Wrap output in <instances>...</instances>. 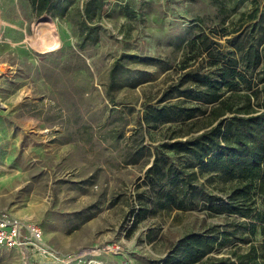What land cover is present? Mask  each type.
I'll return each mask as SVG.
<instances>
[{
    "label": "rangeland",
    "instance_id": "obj_1",
    "mask_svg": "<svg viewBox=\"0 0 264 264\" xmlns=\"http://www.w3.org/2000/svg\"><path fill=\"white\" fill-rule=\"evenodd\" d=\"M63 3L59 17L36 15L28 0L0 2V210L36 222L62 259L97 247L101 264H171L181 236L222 227L234 232L200 260L227 255L233 243L240 251L258 244L245 227L253 216L223 208L229 185L218 171L202 170L176 197L183 205L166 206L173 169L193 158L161 146L183 116L167 120L156 108L184 97L160 100L185 57L202 72L212 68L216 50L191 56L198 32L232 58L240 44L264 49V0H103L98 39L83 49L74 21L83 0ZM111 242L120 249L106 253ZM0 264L22 258L0 246Z\"/></svg>",
    "mask_w": 264,
    "mask_h": 264
},
{
    "label": "trees",
    "instance_id": "obj_2",
    "mask_svg": "<svg viewBox=\"0 0 264 264\" xmlns=\"http://www.w3.org/2000/svg\"><path fill=\"white\" fill-rule=\"evenodd\" d=\"M28 1L36 15L44 12L59 17L67 15L68 4L63 3L64 0ZM102 9L103 0H83L82 13L74 20L80 48H85L86 41H97ZM188 45L191 51H196L191 55L195 58L206 49L216 52L209 63L212 68L207 72H202L195 60L188 63L185 57L180 67L183 70L160 100L174 92L184 97L156 108L159 117L167 120L172 113L183 116L176 134L169 136L170 140L163 141L161 146L193 158L173 169L167 183L166 206H182L176 197L196 187L194 183L202 170L218 171L229 185L223 208L242 217L252 215L254 220L245 227L248 234L258 232L261 238L258 244L251 243L245 251H240L233 243L227 255L200 260L219 242V237L226 241L234 230L222 227L208 234L189 232L170 247L165 261L171 260V264H264V49L254 44L244 48L240 44L237 45L239 58H232L229 55L233 50H219L220 43L203 31L192 37ZM113 72L114 65L110 69L111 79ZM187 99L191 104H186ZM154 160L147 172L158 165ZM147 176L150 177L148 173ZM257 204L261 208H257ZM248 234L236 237L248 242Z\"/></svg>",
    "mask_w": 264,
    "mask_h": 264
},
{
    "label": "built area",
    "instance_id": "obj_3",
    "mask_svg": "<svg viewBox=\"0 0 264 264\" xmlns=\"http://www.w3.org/2000/svg\"><path fill=\"white\" fill-rule=\"evenodd\" d=\"M0 246L15 249L22 258V264H31V258H42L41 264H101L95 247H84L62 259L59 252L44 241L41 227L34 221L26 220L9 210H0ZM116 242L105 245L106 253L117 252Z\"/></svg>",
    "mask_w": 264,
    "mask_h": 264
},
{
    "label": "bare ground",
    "instance_id": "obj_4",
    "mask_svg": "<svg viewBox=\"0 0 264 264\" xmlns=\"http://www.w3.org/2000/svg\"><path fill=\"white\" fill-rule=\"evenodd\" d=\"M99 249H100V248H96V253H97L98 256H99V254H100V250H99ZM67 257H69V255H67L66 258H67Z\"/></svg>",
    "mask_w": 264,
    "mask_h": 264
},
{
    "label": "crops",
    "instance_id": "obj_5",
    "mask_svg": "<svg viewBox=\"0 0 264 264\" xmlns=\"http://www.w3.org/2000/svg\"><path fill=\"white\" fill-rule=\"evenodd\" d=\"M0 2H1V0H0ZM1 34V33H0Z\"/></svg>",
    "mask_w": 264,
    "mask_h": 264
}]
</instances>
